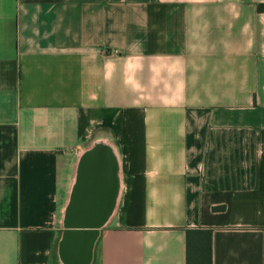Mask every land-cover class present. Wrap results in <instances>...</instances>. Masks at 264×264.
Wrapping results in <instances>:
<instances>
[{
	"label": "crops",
	"instance_id": "obj_1",
	"mask_svg": "<svg viewBox=\"0 0 264 264\" xmlns=\"http://www.w3.org/2000/svg\"><path fill=\"white\" fill-rule=\"evenodd\" d=\"M257 3L0 0V264H186L187 229L210 230V264H264ZM94 150L110 208L67 227Z\"/></svg>",
	"mask_w": 264,
	"mask_h": 264
},
{
	"label": "water",
	"instance_id": "obj_2",
	"mask_svg": "<svg viewBox=\"0 0 264 264\" xmlns=\"http://www.w3.org/2000/svg\"><path fill=\"white\" fill-rule=\"evenodd\" d=\"M114 165L106 152L90 151L81 159L78 174L65 213L67 227H93L107 214L114 193ZM87 236L83 231L65 234L64 247L70 243L83 245ZM70 247V246H69ZM83 247L78 250L82 251Z\"/></svg>",
	"mask_w": 264,
	"mask_h": 264
},
{
	"label": "trees",
	"instance_id": "obj_3",
	"mask_svg": "<svg viewBox=\"0 0 264 264\" xmlns=\"http://www.w3.org/2000/svg\"><path fill=\"white\" fill-rule=\"evenodd\" d=\"M255 9L264 11V3H257ZM190 237L195 240L192 245H189ZM186 240V264H210V230L187 229Z\"/></svg>",
	"mask_w": 264,
	"mask_h": 264
}]
</instances>
